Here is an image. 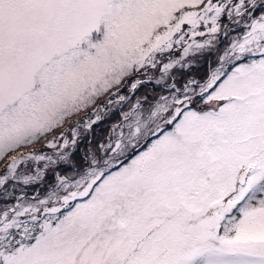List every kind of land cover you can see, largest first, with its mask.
<instances>
[{
    "label": "snow or ice",
    "instance_id": "snow-or-ice-1",
    "mask_svg": "<svg viewBox=\"0 0 264 264\" xmlns=\"http://www.w3.org/2000/svg\"><path fill=\"white\" fill-rule=\"evenodd\" d=\"M0 165V264H264V0H0Z\"/></svg>",
    "mask_w": 264,
    "mask_h": 264
},
{
    "label": "rangeland",
    "instance_id": "rangeland-1",
    "mask_svg": "<svg viewBox=\"0 0 264 264\" xmlns=\"http://www.w3.org/2000/svg\"><path fill=\"white\" fill-rule=\"evenodd\" d=\"M193 71H195V69H193ZM150 87V86H149ZM141 92H143V91H145V89H141L140 90ZM114 119H116V117L115 116H113V117H111V120H114ZM108 123H110L111 121L110 120H106ZM107 128V127H106ZM98 130V128H96L95 130H94V134H95V137L96 138H100V137H102L103 136V134L106 132V131H104L103 130V132H101V133H99V132H96ZM107 130V129H106ZM3 167V165H0V168H2ZM34 190H35V188L33 187V186H29L27 189H26V191H27V193L29 194V195H31L33 192H34ZM18 194V193H17Z\"/></svg>",
    "mask_w": 264,
    "mask_h": 264
},
{
    "label": "trees",
    "instance_id": "trees-1",
    "mask_svg": "<svg viewBox=\"0 0 264 264\" xmlns=\"http://www.w3.org/2000/svg\"><path fill=\"white\" fill-rule=\"evenodd\" d=\"M151 87V86H150ZM143 89V88H142ZM109 123L105 120L103 123H101V124H98L97 126H96V128H98V130L96 131V132H99V133H101V132H103V130L104 131H106V127H107V125H108Z\"/></svg>",
    "mask_w": 264,
    "mask_h": 264
}]
</instances>
